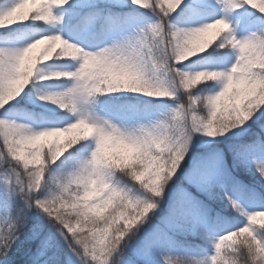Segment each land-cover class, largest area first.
I'll list each match as a JSON object with an SVG mask.
<instances>
[{
	"label": "snow or ice",
	"instance_id": "1",
	"mask_svg": "<svg viewBox=\"0 0 264 264\" xmlns=\"http://www.w3.org/2000/svg\"><path fill=\"white\" fill-rule=\"evenodd\" d=\"M0 136V264H264V0H0Z\"/></svg>",
	"mask_w": 264,
	"mask_h": 264
},
{
	"label": "trees",
	"instance_id": "2",
	"mask_svg": "<svg viewBox=\"0 0 264 264\" xmlns=\"http://www.w3.org/2000/svg\"><path fill=\"white\" fill-rule=\"evenodd\" d=\"M165 7H168V5L166 4L165 5ZM178 7L179 6H177V10H178ZM242 9H240V10H237V14H240V13H242ZM259 15V14H258ZM238 32H239V29L237 30ZM212 38V37H211ZM35 55H38L39 54V49H37L36 50V52L34 53ZM198 87H200V85H194L193 86V88L195 89V88H198ZM186 101H187V97L185 96L184 98H183V102H185L186 103ZM65 137H60V143L61 144H63L64 142H65ZM47 150V147H45V151ZM0 151H4V149H3V145H2V136H0ZM4 167V165L2 164V163H0V168H3ZM231 211V214L232 215H236L235 213H234V210H230ZM261 224H264V217H258V220H257V222H256V227H259ZM241 239H243V237L241 238ZM34 246V245H33ZM27 247V245H25L24 247H22L21 248V250H18V251H15L14 252V254H13V260H14V262H15V264H22V262H23V260L25 259V248ZM195 258H197V259H199V258H202L201 256H197V257H195Z\"/></svg>",
	"mask_w": 264,
	"mask_h": 264
},
{
	"label": "rangeland",
	"instance_id": "3",
	"mask_svg": "<svg viewBox=\"0 0 264 264\" xmlns=\"http://www.w3.org/2000/svg\"><path fill=\"white\" fill-rule=\"evenodd\" d=\"M31 6V5H30ZM238 14H237V10L236 11H234L232 14H231V16H230V18L231 19H235V17L237 16ZM215 31V30H214ZM212 35H213V33H209L208 34V36L207 37H205L206 39H211V37H212ZM41 47H43V46H41ZM56 140V138L55 137H49V138H45L44 140H42L40 143H43L44 145H45V147H49L54 141ZM195 243H199V241H194Z\"/></svg>",
	"mask_w": 264,
	"mask_h": 264
}]
</instances>
